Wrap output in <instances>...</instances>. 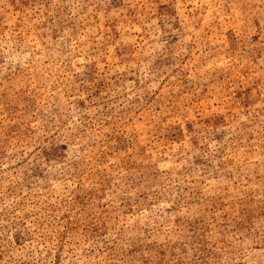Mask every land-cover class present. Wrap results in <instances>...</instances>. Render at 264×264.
<instances>
[{"label":"rangeland","instance_id":"374dc122","mask_svg":"<svg viewBox=\"0 0 264 264\" xmlns=\"http://www.w3.org/2000/svg\"><path fill=\"white\" fill-rule=\"evenodd\" d=\"M0 264H264V0H0Z\"/></svg>","mask_w":264,"mask_h":264}]
</instances>
